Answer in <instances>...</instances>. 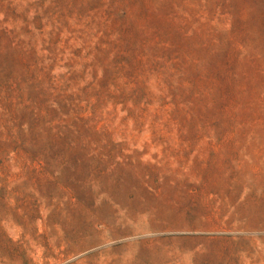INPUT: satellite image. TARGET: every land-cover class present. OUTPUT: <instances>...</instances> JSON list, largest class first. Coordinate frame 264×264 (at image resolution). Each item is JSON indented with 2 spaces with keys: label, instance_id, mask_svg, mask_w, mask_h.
I'll return each mask as SVG.
<instances>
[{
  "label": "rangeland",
  "instance_id": "374dc122",
  "mask_svg": "<svg viewBox=\"0 0 264 264\" xmlns=\"http://www.w3.org/2000/svg\"><path fill=\"white\" fill-rule=\"evenodd\" d=\"M0 264H264V0H0Z\"/></svg>",
  "mask_w": 264,
  "mask_h": 264
}]
</instances>
